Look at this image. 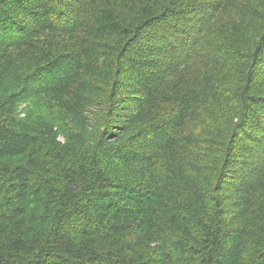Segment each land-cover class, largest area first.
Segmentation results:
<instances>
[{"label":"trees","instance_id":"1","mask_svg":"<svg viewBox=\"0 0 264 264\" xmlns=\"http://www.w3.org/2000/svg\"><path fill=\"white\" fill-rule=\"evenodd\" d=\"M0 264H264V0H0Z\"/></svg>","mask_w":264,"mask_h":264}]
</instances>
